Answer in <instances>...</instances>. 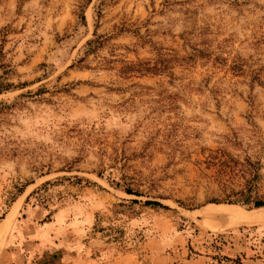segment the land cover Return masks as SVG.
<instances>
[{
  "label": "rangeland",
  "instance_id": "1",
  "mask_svg": "<svg viewBox=\"0 0 264 264\" xmlns=\"http://www.w3.org/2000/svg\"><path fill=\"white\" fill-rule=\"evenodd\" d=\"M0 92V264H264V0H0Z\"/></svg>",
  "mask_w": 264,
  "mask_h": 264
},
{
  "label": "trees",
  "instance_id": "2",
  "mask_svg": "<svg viewBox=\"0 0 264 264\" xmlns=\"http://www.w3.org/2000/svg\"><path fill=\"white\" fill-rule=\"evenodd\" d=\"M98 15H100V12H97ZM80 20L82 23H85L84 22V16L83 14L80 15ZM95 35V34H94ZM99 47V43L96 41V40H89L85 43V47H84V51H83V57L79 58L78 59V63L79 62H82L83 59L88 56L89 54H92L94 53ZM1 93V92H0ZM98 177H101L100 174H97ZM65 179H69V178H58L56 179V181H54V183H57L58 181H62V180H65ZM73 179H76L77 183H79L80 181H85L86 183H89L87 180L83 179L82 178H76L74 177ZM50 182H45L43 184V186H46V185H49ZM94 185V184H93ZM115 188H119V185L118 184H115L114 186ZM125 194L127 195H134V196H139L136 192H133L132 190H130L129 188H124L122 190ZM20 193H22V191H20ZM134 202H136V200H134ZM143 205L146 206V207H151V208H162V209H167L165 206H163L162 204H160L159 202H155V201H145L143 202ZM254 209H261V208H264V201H255V202H252V205H251Z\"/></svg>",
  "mask_w": 264,
  "mask_h": 264
},
{
  "label": "bare ground",
  "instance_id": "3",
  "mask_svg": "<svg viewBox=\"0 0 264 264\" xmlns=\"http://www.w3.org/2000/svg\"><path fill=\"white\" fill-rule=\"evenodd\" d=\"M18 208V205L15 209ZM16 212V210H15ZM234 217L238 220H257V221H264V216H247L246 213H244L240 208L238 207H231V206H215L213 208L206 209L203 211L202 216H204L205 219H210L214 217ZM14 216V215H13ZM12 220V219H11ZM9 223V222H8ZM7 223V224H8ZM5 228V227H4Z\"/></svg>",
  "mask_w": 264,
  "mask_h": 264
}]
</instances>
